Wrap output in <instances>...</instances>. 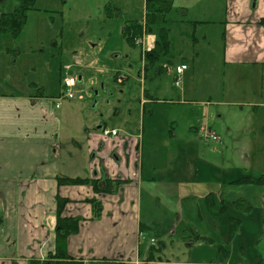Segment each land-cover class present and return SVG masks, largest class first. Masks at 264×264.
<instances>
[{
  "label": "rangeland",
  "instance_id": "374dc122",
  "mask_svg": "<svg viewBox=\"0 0 264 264\" xmlns=\"http://www.w3.org/2000/svg\"><path fill=\"white\" fill-rule=\"evenodd\" d=\"M195 1L176 0L174 8L178 4L191 11ZM20 2L0 0V14L12 13ZM32 4L17 37L9 32L0 34V93L14 91V85L20 91L26 82H35L49 97L63 92V109H84L85 116L97 111V119L104 117L109 130L119 128L122 136L140 124L138 114L143 110L140 101L145 90L146 98H152L147 110L155 112L153 119L147 114L146 123L156 120L154 137L149 140L150 125L145 124V162L149 169L155 165L162 173L154 183L145 178L144 193L150 198L145 195L148 203L144 200L143 207L150 212L149 200L161 199L153 214L161 228L147 230L156 240L153 248L158 258L164 264H264V182L256 184L264 181V109L263 115H254L252 107L237 104V99L248 102L247 92L243 84L232 82L236 72L232 75V69L224 67L221 32L203 27L196 32L198 42L194 43L185 36L190 30L184 22L171 29L166 26L167 41L173 46L167 53L159 52L157 68L149 70L147 78H140L138 73L146 65L140 58V46L131 49L122 32L126 22L143 18L145 0H34ZM214 12L221 17L220 6ZM182 64L189 69L177 87V66ZM66 77L78 81L72 101L64 98L61 87ZM254 118L263 122L256 137L250 125H256ZM206 134L216 135L219 141L208 140ZM242 152L255 156V165L248 167L247 160L239 162L237 155ZM82 156L76 152L78 162ZM223 159L227 168L239 167L240 171H221L218 177L222 183L255 182L225 187L224 193L231 200H247L254 208L247 211L246 207L238 209L235 201L226 203L227 229L217 237L204 221L203 184L217 176L208 162ZM167 177L172 180H164ZM231 217L243 222L228 241ZM196 233L204 239L197 241Z\"/></svg>",
  "mask_w": 264,
  "mask_h": 264
},
{
  "label": "crops",
  "instance_id": "0c3cea01",
  "mask_svg": "<svg viewBox=\"0 0 264 264\" xmlns=\"http://www.w3.org/2000/svg\"><path fill=\"white\" fill-rule=\"evenodd\" d=\"M218 1L196 0L190 11L178 4L175 9L174 0L169 14L171 21L165 26L171 29L175 23L184 22L190 30L185 36L194 43L198 42L196 32L203 27L221 32L224 67L231 68L232 75L236 72L232 82L243 84L247 92L248 102L237 99V104L252 107L254 115H263L264 25L261 22L264 0ZM218 6L221 17L214 12ZM156 35L155 32L144 35L138 47L141 60H145L146 41L156 42ZM203 38L208 39L207 35ZM158 62L159 58L151 62L149 70H155ZM182 66L187 67L184 75L189 68L185 64L177 68ZM143 67L138 73L140 78L145 75V65ZM149 70L146 78L151 73ZM81 79L79 76L78 80ZM63 81L61 87L65 90ZM18 90L14 85V91L0 93V264H154L148 260L155 258L159 260L156 264H164L150 243L154 239L152 233L147 231L161 228L153 215L161 199L149 200L150 212L143 207L147 195L145 178L154 183L158 180L155 177L162 173L155 165L149 169L145 162V124L150 125L149 140L154 137L156 123V120L149 122L155 114L154 110H147L151 95L146 98L144 90L138 129H127L121 136L122 130L113 127L112 131L117 130L118 135L105 136L103 130L109 128L104 117L97 119L100 117L97 111L85 116L84 109L72 111L73 108L57 107L58 103L61 105L63 92L49 97L43 88L30 81ZM253 122L256 125H250L256 137V132L262 128L258 125L263 126V122L257 118ZM77 151L84 154L81 162L76 159ZM237 159L239 162L247 160L248 167L255 165L256 160L255 156L244 155V152L238 153ZM208 164L217 176L203 184L204 221L207 230L222 237V229L226 227V203L235 201L241 209L244 205L238 202L243 201L251 211L254 205L241 198L231 200L224 193L225 187L242 185L237 180L222 183L221 171H240L239 167L227 168L224 159ZM61 178L88 179L99 183L104 190L97 193L92 185H61ZM60 200L66 201L62 218L78 221L76 233L68 235L65 242H59L56 233ZM145 201L148 203L147 199ZM233 219L236 218L231 217ZM238 221L241 227L243 220ZM197 237L203 235L197 234Z\"/></svg>",
  "mask_w": 264,
  "mask_h": 264
},
{
  "label": "trees",
  "instance_id": "16d2710c",
  "mask_svg": "<svg viewBox=\"0 0 264 264\" xmlns=\"http://www.w3.org/2000/svg\"><path fill=\"white\" fill-rule=\"evenodd\" d=\"M33 2L34 0H21L19 6H17L12 13L0 15V34L3 32H9L14 37H17L23 31V28L27 21V13L33 9ZM173 4L174 0H146V13L144 18L140 20H130L126 22L123 28V38L131 49H134L135 47L141 45L139 41H141L144 35H153V32H160L159 36L158 34L156 35L154 49L150 52L145 53V76L147 71L149 70L150 63L159 58L158 53L163 51L167 53L170 48V43L166 38V34L167 32H169V30L165 28V25L166 23L171 21L168 16L172 11ZM261 23L264 25V20ZM263 182L264 181L260 179L259 182H256V184H260ZM59 183L61 185H92L97 193L104 190L103 188H101L99 183L92 182L88 179L61 178ZM238 183L248 184L255 182L251 181V179H244L239 181ZM65 203V200L59 201L58 223L56 227L57 239L59 242H65L68 235H70L71 233H76L77 231L78 221L65 219L61 216V211ZM238 203L241 206L244 205V207H246L248 211L249 206L246 205V203H243V201ZM98 211H100V209ZM239 229L240 221H238V219L231 220L228 241H231L233 239V237L238 233ZM203 239L204 237H197V241L199 242ZM191 243L192 242L190 241V244Z\"/></svg>",
  "mask_w": 264,
  "mask_h": 264
},
{
  "label": "built area",
  "instance_id": "2783aa9c",
  "mask_svg": "<svg viewBox=\"0 0 264 264\" xmlns=\"http://www.w3.org/2000/svg\"><path fill=\"white\" fill-rule=\"evenodd\" d=\"M153 48V44L152 43H149V41L147 42V47H146V50L147 51H151ZM186 69V66H182L180 68H177V78H176V86H180L181 83H182V79H181V76L183 74V72L185 71ZM77 80L75 78H67L65 79L64 81V86H65V89H66V95L65 97L69 100H74L76 98V94H75V91L74 89L77 87ZM57 107H60V105H57ZM104 135L105 136H117L118 135V132L116 130L114 131H109V130H105L104 131ZM208 140L212 139L213 141H218V137L213 135V134H209L205 136ZM141 238H144L143 234H141ZM151 243L154 245L155 244V240H151Z\"/></svg>",
  "mask_w": 264,
  "mask_h": 264
}]
</instances>
